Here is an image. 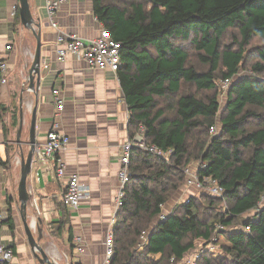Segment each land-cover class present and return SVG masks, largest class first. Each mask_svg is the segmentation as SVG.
<instances>
[{"label": "trees", "instance_id": "16d2710c", "mask_svg": "<svg viewBox=\"0 0 264 264\" xmlns=\"http://www.w3.org/2000/svg\"><path fill=\"white\" fill-rule=\"evenodd\" d=\"M92 3L97 21L121 45L116 76L129 113V138L143 126L146 144L172 152L163 160L132 149V176L114 219L111 264H177L196 251L195 241L201 246L213 238L224 239L222 254L204 252L197 264H264V206L255 212L264 193V48L256 50L252 75L240 74L251 42H264V0ZM234 30L237 36L230 34L225 43ZM187 43L192 55L182 47ZM191 57L207 70L197 71ZM218 77L232 79L223 109ZM191 161L205 164L198 177L217 180L223 198L189 197L158 220L161 207L185 185L183 170ZM10 212L3 224L13 233ZM143 232L147 243L137 251Z\"/></svg>", "mask_w": 264, "mask_h": 264}, {"label": "crops", "instance_id": "0c3cea01", "mask_svg": "<svg viewBox=\"0 0 264 264\" xmlns=\"http://www.w3.org/2000/svg\"><path fill=\"white\" fill-rule=\"evenodd\" d=\"M56 1L28 0L34 19L40 23V86L35 98L28 91L26 80L36 40L22 28L19 1L0 0V59L5 60L9 68L7 83L0 86V213L6 219L10 208L14 223L13 233L3 225L0 239L13 249L11 264H39L28 245L17 210L20 158L26 157L29 150L26 143L33 110H36V146L44 143L57 112L54 91L58 90L63 106L59 111L60 130L70 140L60 157L66 165V173L77 175L89 195L76 210H69L63 202L62 184L55 179L50 165L34 160L26 181L31 199L27 221L32 222L34 212L30 206L34 204L42 230L41 237L36 230L34 237H40L41 248L56 264L78 261L102 264L104 239L113 231L116 215L114 200L119 187L120 148L130 140L129 113L115 74L108 70H89L74 56L58 61L57 34L50 28L45 11L47 3ZM56 21L61 33L76 34L85 42L104 29L94 16L92 0H68L58 9ZM6 46L11 50L6 51ZM20 117L19 149L15 141ZM178 192L180 199L198 195L194 188L188 187ZM172 204L175 200L166 203L162 212H172ZM64 215L67 224L64 230L58 231ZM76 238L81 239L82 255L76 254Z\"/></svg>", "mask_w": 264, "mask_h": 264}, {"label": "built area", "instance_id": "2783aa9c", "mask_svg": "<svg viewBox=\"0 0 264 264\" xmlns=\"http://www.w3.org/2000/svg\"><path fill=\"white\" fill-rule=\"evenodd\" d=\"M68 0H57L56 2L47 3L45 6L46 16L50 28L56 32V55L58 61H63L68 56H74L83 61L89 70H108L116 75V72L120 65V43L116 42L108 31L101 30L99 35L89 41H83L76 34H65L59 31V27L56 21V13L60 6L66 3ZM6 51H10L11 47L6 46ZM8 65L3 59H0V86H5L8 77ZM248 75H252L251 72H247ZM232 79H226L218 82V89L221 94H226ZM59 91H54V96L57 101V112L54 114V122L51 129L45 135L44 143L40 146H36L34 151V160L42 163L43 165H50V169L54 174L57 181L62 184L63 187V202L69 210H76L79 204L88 198V188L83 185L78 176L66 173V165L60 154L67 150L70 143L69 138L63 134L60 130L59 111L62 110V102L58 98ZM145 128L139 127V131L128 140L120 148L119 155V171L118 182L119 187L114 200L116 213L123 204L124 189L131 178L130 161L131 151L133 148L150 153L158 158L167 160L171 155V151H163L155 145H148L144 140ZM210 135L216 134L215 126L210 128ZM205 168V164L197 162L195 166H188L183 170L185 176V187L194 188L198 194H205L213 198H223L224 188L212 177H198L200 170ZM186 199L183 203H188ZM264 206V193L257 205L255 212H258L260 208ZM163 207V206H162ZM161 207V209H162ZM171 212L165 214L161 213L158 220L165 221ZM5 218L0 213V231L3 228V222ZM218 230L224 231L222 226L217 227ZM243 230L245 233H249L250 229L245 227ZM148 232H143L140 236L138 243L136 244V250L141 251L147 243ZM217 239L213 238L210 243H216ZM74 245L76 246V254L82 255L84 248L81 245V239H74ZM104 258L102 264H111L114 256V239L113 234L110 231L104 239ZM205 251L199 249L191 253L177 264H197L201 255ZM14 257L13 249L10 246L4 245L0 239V264H11ZM75 264H82L76 262ZM170 264H176L174 259L170 260Z\"/></svg>", "mask_w": 264, "mask_h": 264}, {"label": "water", "instance_id": "95a60500", "mask_svg": "<svg viewBox=\"0 0 264 264\" xmlns=\"http://www.w3.org/2000/svg\"><path fill=\"white\" fill-rule=\"evenodd\" d=\"M19 6H18V13L20 22L22 25V28L28 32H30L35 40H36V49L34 52L32 64L28 70L27 73V86L28 91L32 94H34V97L36 98L38 96V89L40 86V23L39 20L34 19L28 0H18ZM22 129V117H20L19 122V130L16 137L15 145L20 149L19 145V134ZM35 132H36V110H33L31 115V123L29 128V138L26 145L28 146V153L27 156H21L20 158V179L18 182L17 187V208L18 212L20 214L24 232L26 235V239L28 242V245L31 249V252L33 253L34 257L38 261L39 264H56L51 258L47 256L45 251L40 246V237L42 236V230L40 228L41 226V220L37 218L36 223V231L39 232V238L34 237V231L32 230L31 224L28 223L26 212L28 208V204L30 202V195L27 189L26 181L27 177L30 173L32 164L34 162V151L36 148L35 143Z\"/></svg>", "mask_w": 264, "mask_h": 264}, {"label": "rangeland", "instance_id": "374dc122", "mask_svg": "<svg viewBox=\"0 0 264 264\" xmlns=\"http://www.w3.org/2000/svg\"><path fill=\"white\" fill-rule=\"evenodd\" d=\"M230 34H233V36H237V32L234 30V31H232L231 33H229L225 38H224V42L225 43H229L230 41H231V36H230ZM186 51H188L189 52V54H191L192 55V53H191V47H190V45L187 43V44H183V46H182ZM262 48H264V42H262L261 40H259V39H254L252 42H251V45L249 46V48L247 49L248 50V53L246 54V56H245V61H244V63H245V69L244 70H242V71H240V74L241 75H243L244 73H247V72H249V67H250V65L252 64V63H255L256 61H257V58H256V50L257 49H262ZM193 60V61H192ZM191 61L192 62H194V65H195V67H196V69H197V71H206L207 70V68L206 67H204V66H200L199 64H197L196 62H195V59L194 58H192L191 57ZM221 78L220 77H218L217 78V80H218V82H220V81H222V80H220ZM261 79H263L264 80V76H262L261 77ZM203 95H201V94H198V97H202ZM219 103H220V108L221 109H223L224 108V106H225V103H226V96H225V94H221V93H219ZM160 104H162L161 102H160ZM256 126H257V123H255L254 122V124H253V126H251L250 128H256ZM197 162L198 161H191V163L189 164V166H195L196 164H197ZM185 186L183 185L181 188H180V191H182V189L184 188ZM179 194V192L173 197V198H171V200L170 201H168L169 202V204H171V202H173L174 200H175V204H172L171 206L173 207V209L178 205V204H182L183 203V201H184V199H185V197H183V198H178V195ZM195 197H197V195L195 194ZM186 200V199H185ZM16 202H17V199H16ZM167 202V203H168ZM170 206V205H169ZM172 209V210H173ZM17 210H18V208H17ZM253 216V213H250V214H247V215H244V216H242V217H240L237 221H238V225H241V223L246 219V218H248V217H252ZM35 232V231H34ZM223 244H225V241H224V239H220V241H217L216 243H209V244H207V245H201L200 246V244H199V240L198 241H195V243H194V245H195V247H194V249L196 250V251H198L199 249H202V250H204L205 252H211V253H213V254H215V255H221L222 254V252H221V245H223ZM199 248V249H198ZM198 249V250H197Z\"/></svg>", "mask_w": 264, "mask_h": 264}, {"label": "bare ground", "instance_id": "6f19581e", "mask_svg": "<svg viewBox=\"0 0 264 264\" xmlns=\"http://www.w3.org/2000/svg\"><path fill=\"white\" fill-rule=\"evenodd\" d=\"M30 208H32V211L34 212V216L32 217L31 227H32V230L35 231L36 230V223H37L36 220L37 219H36V211H35L34 204H32V206H30Z\"/></svg>", "mask_w": 264, "mask_h": 264}]
</instances>
